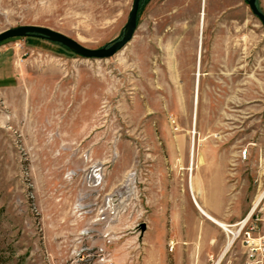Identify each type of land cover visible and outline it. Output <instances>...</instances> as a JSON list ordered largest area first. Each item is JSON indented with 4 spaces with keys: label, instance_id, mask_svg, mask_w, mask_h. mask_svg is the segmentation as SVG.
<instances>
[{
    "label": "rangeland",
    "instance_id": "374dc122",
    "mask_svg": "<svg viewBox=\"0 0 264 264\" xmlns=\"http://www.w3.org/2000/svg\"><path fill=\"white\" fill-rule=\"evenodd\" d=\"M131 4L0 0V32L39 25L102 48L124 34ZM95 166L102 181L89 187ZM191 172L195 196L231 230L250 212L252 233L264 230V27L247 0H140L132 38L105 58L32 35L0 42V264H95L96 247L114 264H244L243 239L228 244L219 225L216 249L196 244L208 232L175 235L186 220L195 229ZM116 192L120 214L96 222ZM161 228L165 253L155 246L145 260L144 242Z\"/></svg>",
    "mask_w": 264,
    "mask_h": 264
},
{
    "label": "built area",
    "instance_id": "2783aa9c",
    "mask_svg": "<svg viewBox=\"0 0 264 264\" xmlns=\"http://www.w3.org/2000/svg\"><path fill=\"white\" fill-rule=\"evenodd\" d=\"M242 154L244 155V157H246V151L244 150L242 152ZM134 172H131L128 174L127 178L130 180H132L133 178V182H134ZM88 186L89 187H93V186H97L98 184L101 183L102 181V173L100 171V167H96L94 169H92L91 174L88 176ZM128 184V183H127ZM123 185L124 187L127 186ZM122 186V188H123ZM134 187V185H133ZM128 189V188H127ZM120 192V194H122L124 191H117ZM115 194V197L113 199L112 195H110L107 199L106 202L104 203V205H101V207L97 208L96 212H95V221L96 222H103V224H105L106 226H110V223L112 221L115 220V218L120 214L119 212V205H113L117 196H120L119 193ZM261 197L264 198V191L261 194ZM260 201V200H259ZM257 203V202H256ZM81 207V205H79ZM255 207V206H254ZM86 208V207H84ZM254 209V208H253ZM80 210H83V208H80ZM90 211V210H87ZM260 216L261 219L259 220V215H257L254 219H256L257 221H261L263 219L264 222V206L260 208ZM252 213H248V215H246L243 219H241L238 223H237V230L233 231V230H229V231H225L227 234L231 235V241L229 242V244H233L237 239H243L242 243H244L243 245L247 247L246 252H245V260H244V264H264V230L261 231V233L259 234H253L252 231L256 230V224L254 225L252 222L251 224H248L250 217H251ZM252 225V226H251ZM222 230H224L223 227L219 226ZM230 227V226H229ZM255 227V228H254ZM92 229L85 226L84 229H82V233L84 234L85 232L88 233L89 231H91ZM84 231V232H83ZM226 234V235H227ZM103 237H107V240L109 238H112L111 235H109V232L106 231L105 233L103 232ZM174 241L170 240L169 241V249L172 248ZM87 249V247L85 249H82L83 251H85ZM95 252L96 254H94V258L95 259V264H114L112 256L109 252L104 251L102 247H96L95 248ZM219 263V262H218Z\"/></svg>",
    "mask_w": 264,
    "mask_h": 264
},
{
    "label": "water",
    "instance_id": "95a60500",
    "mask_svg": "<svg viewBox=\"0 0 264 264\" xmlns=\"http://www.w3.org/2000/svg\"><path fill=\"white\" fill-rule=\"evenodd\" d=\"M140 0H132L131 8L127 18L124 34L121 38L113 41L110 45L102 48H87L65 34L48 27L39 25H22L15 28H7L0 32V42L12 37L38 36L52 42L60 43L84 57L105 58L113 55L123 48L132 38L136 28V15ZM251 12L258 17L264 27V14L259 10L256 0H247ZM142 229L145 224L141 225Z\"/></svg>",
    "mask_w": 264,
    "mask_h": 264
},
{
    "label": "crops",
    "instance_id": "0c3cea01",
    "mask_svg": "<svg viewBox=\"0 0 264 264\" xmlns=\"http://www.w3.org/2000/svg\"><path fill=\"white\" fill-rule=\"evenodd\" d=\"M3 82V81H1ZM150 216L153 217L155 215V209L153 208L154 204L151 202L150 200ZM190 210L192 212V215L194 217V224H195V229L192 227L187 228V223L188 220H186V227L184 228V230H182L180 233H175V235H177L178 237H180L181 240H183V237L188 238L190 235L200 234V237L203 236V233H210L212 236V239L210 237V239H208V236L204 239V237H202V239L200 241H196V244L201 246H207L209 245V241L210 243L212 242L214 246V249L218 248L219 246H221L222 242H223V238H222V233L221 231L217 228V226L210 220L204 218L200 213H198L197 209L195 208V206H192L191 204L189 205ZM214 213V212H213ZM217 217L220 218V216L218 214H215ZM214 225H212V224ZM146 227V225H145ZM164 227V226H163ZM176 228V225H175ZM204 229L206 230V232H204ZM166 231L164 230V228H161V231L159 232V236L157 238H147L145 240V245L143 246V251H144V258L145 260H149L151 259V257H153V253L155 251V246H158L160 248H162L161 250L164 252L165 251V242H166ZM188 235V237H187ZM165 253V252H164ZM159 255L162 256V253H159ZM160 258V256H158Z\"/></svg>",
    "mask_w": 264,
    "mask_h": 264
},
{
    "label": "bare ground",
    "instance_id": "6f19581e",
    "mask_svg": "<svg viewBox=\"0 0 264 264\" xmlns=\"http://www.w3.org/2000/svg\"><path fill=\"white\" fill-rule=\"evenodd\" d=\"M204 2V0H203ZM199 18H200V24H201V29L204 23V18H205V12L204 9L200 10L199 13ZM201 33V35H200ZM202 30H200L199 35H198V42H197V54H196V73H195V86H194V92H193V112H192V125H191V133H192V141L190 142L189 146V161H190V170H192L193 166V159H194V153H195V134H196V111H197V101H198V89H199V79H200V64H201V50H202ZM188 190L190 191V196L193 205L197 209V211L206 219L212 221L214 224L219 225L224 228V231H229L231 230L227 226V222L224 220L219 219L217 216H215L210 210H208L200 201L199 199L195 196L194 190H193V185H192V172L188 175ZM227 237H229V234H227ZM230 242V239L228 241V244ZM228 246V245H227Z\"/></svg>",
    "mask_w": 264,
    "mask_h": 264
}]
</instances>
